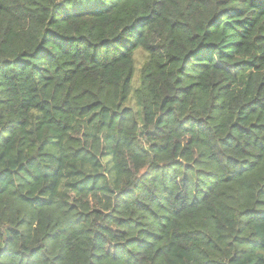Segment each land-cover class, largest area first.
Returning a JSON list of instances; mask_svg holds the SVG:
<instances>
[{
	"label": "trees",
	"instance_id": "1",
	"mask_svg": "<svg viewBox=\"0 0 264 264\" xmlns=\"http://www.w3.org/2000/svg\"><path fill=\"white\" fill-rule=\"evenodd\" d=\"M0 264H264V0H0Z\"/></svg>",
	"mask_w": 264,
	"mask_h": 264
},
{
	"label": "rangeland",
	"instance_id": "2",
	"mask_svg": "<svg viewBox=\"0 0 264 264\" xmlns=\"http://www.w3.org/2000/svg\"><path fill=\"white\" fill-rule=\"evenodd\" d=\"M142 60H143V58H142V55H140V57H139V63H138V68L140 67V65H141V63H142ZM138 73V72H137ZM139 85V77H138V74H137V76H136V78H135V80H134V86L135 87H137ZM129 105H133V101H131L130 103H129Z\"/></svg>",
	"mask_w": 264,
	"mask_h": 264
}]
</instances>
